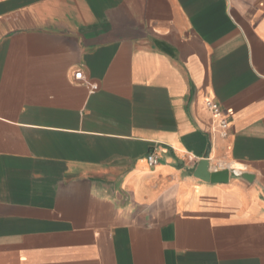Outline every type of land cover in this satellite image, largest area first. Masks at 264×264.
<instances>
[{"label": "crops", "instance_id": "1", "mask_svg": "<svg viewBox=\"0 0 264 264\" xmlns=\"http://www.w3.org/2000/svg\"><path fill=\"white\" fill-rule=\"evenodd\" d=\"M0 264H264V0H0Z\"/></svg>", "mask_w": 264, "mask_h": 264}, {"label": "built area", "instance_id": "2", "mask_svg": "<svg viewBox=\"0 0 264 264\" xmlns=\"http://www.w3.org/2000/svg\"><path fill=\"white\" fill-rule=\"evenodd\" d=\"M205 108L211 113L213 121L216 125V131L220 134L222 138H227L230 131V118L225 113L224 109L221 105L215 100H208L205 102ZM148 164L150 167L157 166L160 163L159 158L152 154L147 158ZM235 177H240L242 173H238L237 171H232Z\"/></svg>", "mask_w": 264, "mask_h": 264}, {"label": "water", "instance_id": "3", "mask_svg": "<svg viewBox=\"0 0 264 264\" xmlns=\"http://www.w3.org/2000/svg\"><path fill=\"white\" fill-rule=\"evenodd\" d=\"M208 160L209 157L207 156L205 159L198 163L196 169L193 171L194 177L205 183L228 184L233 173L228 170L211 173L210 162ZM240 178L248 182H251L253 180V177H251L250 175L242 174L240 175Z\"/></svg>", "mask_w": 264, "mask_h": 264}]
</instances>
